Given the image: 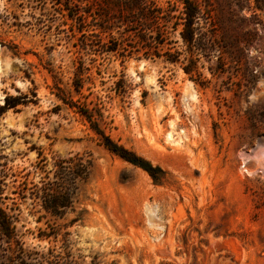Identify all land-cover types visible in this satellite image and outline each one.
Returning a JSON list of instances; mask_svg holds the SVG:
<instances>
[{
    "label": "rangeland",
    "instance_id": "374dc122",
    "mask_svg": "<svg viewBox=\"0 0 264 264\" xmlns=\"http://www.w3.org/2000/svg\"><path fill=\"white\" fill-rule=\"evenodd\" d=\"M191 1L0 0V264H264V10Z\"/></svg>",
    "mask_w": 264,
    "mask_h": 264
},
{
    "label": "trees",
    "instance_id": "16d2710c",
    "mask_svg": "<svg viewBox=\"0 0 264 264\" xmlns=\"http://www.w3.org/2000/svg\"><path fill=\"white\" fill-rule=\"evenodd\" d=\"M80 1V0H78ZM89 4L92 2V0H86ZM147 0H106V8L107 11L106 14L108 15L109 10L117 9L118 11H129L131 12L135 8H141V17L147 18L149 13L146 8L144 11V7L146 6ZM253 2V6L259 10H264V0H251ZM183 4V10H182V31L181 36L183 37L184 41L188 43H192L194 41L195 36V23L196 19L199 14V9L193 4L191 0H181ZM143 10V11H142ZM117 11V12H118ZM105 14V15H106ZM120 15H118V18ZM115 50V49H113ZM18 101H15L13 103H10L8 98H5V102L3 104V108H6L9 106L14 107L18 104ZM105 147H107L110 151L116 153L120 157L124 158L125 160L138 165L142 167L143 169H146L151 175L153 174V170L151 166L145 164L143 160L136 156L131 151L127 150L126 148L119 146L112 142L109 138H106L104 142ZM85 165L79 166L77 164H71V166L67 167V173L69 175L68 182L67 183H75L78 179H83V169L85 171ZM85 173V172H84ZM85 175V174H84ZM63 188V187H62ZM67 188V187H66ZM50 190H47L44 192V203L43 208L45 210L54 209L57 211L59 207H64L65 204H60L57 199V197H61L64 199H67V193L60 192L61 190L55 189V188H49ZM50 191V192H49ZM59 193V194H58ZM11 222L8 220V218L5 217L4 214L0 213V230L1 233L7 238H10L11 234Z\"/></svg>",
    "mask_w": 264,
    "mask_h": 264
},
{
    "label": "bare ground",
    "instance_id": "6f19581e",
    "mask_svg": "<svg viewBox=\"0 0 264 264\" xmlns=\"http://www.w3.org/2000/svg\"><path fill=\"white\" fill-rule=\"evenodd\" d=\"M2 74H4V72H2ZM1 77V76H0ZM190 97L193 99L195 96L193 93L190 94ZM168 136L170 137V133H168ZM259 150V149H258Z\"/></svg>",
    "mask_w": 264,
    "mask_h": 264
}]
</instances>
